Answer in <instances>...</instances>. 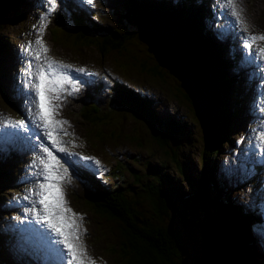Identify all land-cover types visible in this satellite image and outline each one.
Segmentation results:
<instances>
[{"label":"trees","instance_id":"16d2710c","mask_svg":"<svg viewBox=\"0 0 264 264\" xmlns=\"http://www.w3.org/2000/svg\"><path fill=\"white\" fill-rule=\"evenodd\" d=\"M22 1L9 0V6L0 20L6 14L9 17L4 19L3 23L21 16ZM172 1L173 3L169 0H114L115 6L111 12L113 24L95 19L94 10L88 12L71 5L69 15L58 12L49 28L51 39L55 43L66 42L73 58H79V49L85 46H91L99 55H120L125 50L124 45L128 44L133 51L143 52L139 66L145 67L160 78L165 73L156 69V65L163 66L169 72L170 69L158 62L149 43L141 37L142 29L138 28L134 17L152 12L164 14L172 26L183 30L195 40L203 57L207 85L217 97L213 125L207 137L204 135L201 118L197 116V120L201 122V134L195 139L200 141V151L198 161L192 162L182 145L184 138L188 139V123L194 122L195 119L161 116L153 110V101L138 96L139 93L134 88L113 79L108 110L125 111L133 119L143 123L148 128L150 138L160 146L163 154L169 155V161L177 165L181 183L177 186L176 177L162 171L164 166H161L160 162L152 165V170L156 171L154 175L158 176L156 181L150 184L143 182L131 192L125 190L121 182L123 177L114 176L117 180L107 184L99 176L83 168L82 178L92 195L89 207L97 215L110 219L115 228L116 241L110 242L104 249L115 255L116 264H174L176 260L180 262L181 253L186 247L183 240L196 236L199 254L194 256V259L197 264H264V261L260 263V258L255 255L257 246L253 240V227L256 226L260 231L261 229L256 225L260 220L254 214V208L248 209L241 201L231 199V194L223 189L221 180L216 176L219 148L229 141L234 123L239 120L241 122V119L237 118L241 110L238 98L240 95L235 83L237 77L227 74L229 64L223 54V47L205 30L201 22V10H204V7L197 4L202 0ZM148 20L149 18H143L141 23L147 22L148 25ZM135 23L137 26H134ZM135 28L140 30L137 35ZM1 35L0 63L5 64V73L0 71V98L3 99L7 96L4 79L5 75H8V59L12 56L7 41L11 42V39H5ZM135 36L143 42L152 56H145L143 47L133 45V42H136ZM14 37L17 35L14 34ZM176 77L181 84L182 79L177 75ZM199 84L200 82L196 88ZM85 94L88 98L85 100L83 95L77 111L82 121L87 124L88 132L93 131L99 141L104 135L102 126L114 123L99 109L100 105L93 99V95L88 91ZM188 95L192 96L187 90L181 94L184 100L188 99ZM8 100L10 103V97ZM9 160L14 161L13 158ZM5 167L6 164L0 162V177L3 176V179L0 178V199L2 190L6 188L5 184L12 181L13 176L12 173L7 177L9 169ZM8 167L12 165L8 164ZM118 171V166L114 165L110 173L115 175ZM144 204L153 205V208L148 210ZM4 208L5 210H2L0 206V220L8 216V207ZM252 220H255V223H252ZM7 236L6 233L0 235V251L11 247L6 242ZM2 253V264H18L7 256L6 251Z\"/></svg>","mask_w":264,"mask_h":264},{"label":"rangeland","instance_id":"374dc122","mask_svg":"<svg viewBox=\"0 0 264 264\" xmlns=\"http://www.w3.org/2000/svg\"><path fill=\"white\" fill-rule=\"evenodd\" d=\"M6 1L7 3L9 2V0ZM35 1L40 2V0H34V2L33 0H23L22 9H27L30 5H34V3L36 4ZM6 4L0 10V17L5 13L9 3L7 5ZM42 4L43 8L41 10V15H39L40 11L38 10L35 11L36 15H27L22 12L21 16H17L15 19L13 18V20L10 19L6 23H3V20L9 17V15L6 14V16L0 20V34H2L1 36H3V38L7 39L9 37L11 40L15 38V34L22 39L23 44L28 40V42L32 44L40 36L41 24H46L42 39L47 48L50 50L47 53L48 57H53L59 61L81 68H87L86 70L94 69V75L89 72L79 73L76 76L70 73L73 78H78L80 80L81 83L78 86L79 90L72 91L68 99L65 98L64 100L59 101L54 100L55 104L61 105L59 111L65 114L66 120L69 122V124L65 125L64 128H66L67 132L72 130L73 134L69 133L70 137L66 135L63 136L65 146L68 148L73 145L74 141L76 146L72 148V153H78L80 155L81 152L88 157H94L95 160H98V164L94 161H83L82 164L89 165V162L91 167L88 168L93 169V171L99 175L105 183L110 184L111 182L116 181L117 179L114 178V176L118 175L123 177L121 182L123 183L126 191L128 190L131 192L133 188L139 187L143 182L145 184L155 182L158 176L154 175V172L156 173V171L152 170V165L155 163L157 164L158 162H160L161 166H164L162 171H166L176 177L175 184L177 186L180 185V174L176 169L178 168L177 165H175L174 162H170L169 155L163 154L160 146H157L155 140L150 138L147 132L148 128L143 123L133 119L125 111L108 110L107 105L111 94L112 77L134 88L137 93H139L138 96H144L153 101V110L155 112H159L161 116H172L175 119L194 118V122L188 123V139L184 138L185 142L182 147L184 148V151L190 155L191 161L197 162L199 159L200 141L195 138H198L201 134V122L197 119L198 117H201L202 123L204 124L203 130L205 129L204 135L207 137L209 130L213 125V111L216 109L215 106H217V97L207 85L206 69L204 67L203 57L198 47L193 45V38L188 36L183 30L176 28L179 32L180 38H182V44L184 42L182 45V52H189L192 59L196 63V66H200L199 69H197L198 81H195L196 83L193 81L197 78L195 75H193L192 79L190 78V81L189 78L181 72V75L183 76V86H185L189 94L192 95H188V99L184 100L181 94H183L186 90L181 84H179L180 81L178 82L179 79L176 77V72L164 63L167 62L168 59L165 51L170 48H164L163 46L161 48V40L156 37L154 39V33H152V31L142 30L140 35L142 38H146V41L151 43V45H149L150 49H156L157 55L163 61L159 60L154 53L158 62L165 67H169L170 72L174 75L163 66L156 65V69L165 73L162 74L160 78H157V74H153L151 71L146 70L145 67H140L139 63L143 59V52L133 51L128 44L124 45L125 50L123 49L124 51L120 55H116L115 53L99 55L91 46H85L79 49L77 54L79 58L73 59L71 57L72 51L68 47L67 43H55L51 39L49 31V28L52 25V19L56 15L57 9L64 10L65 8L59 5L56 1L55 10L48 14V10L51 7L50 3H46L45 0H42ZM73 4L75 8H78L79 10L88 12L94 10L95 19L104 23L113 24V16L111 15V12L112 8L115 6L114 0H92L91 3L88 2V4H84V6H82L83 4H78L76 1H73ZM238 8L242 10V19L247 25V31L264 33V0H238ZM46 14H48L47 20H42V17ZM141 16L144 15H140L137 18ZM166 17L167 16L164 15L162 19L166 23L171 24L168 22L169 20H166L168 19V17ZM200 19L204 26H214L212 18H206L203 20L202 17H200ZM154 20H156V18ZM149 23L150 22L148 21V24ZM134 26H137L136 23ZM240 26L243 28V32H245L243 25L240 24ZM255 26H257V28ZM167 28L170 29L171 26ZM134 30L135 35H137V29L135 28ZM218 35L220 38L221 35ZM213 37L216 41L222 43L220 42V39L215 38V36ZM7 41L9 43L8 46L11 48L10 40ZM133 45L143 47L145 56H152L150 51L144 47L143 42H141L138 38H136V42H133ZM228 45V41L225 42L224 56L229 63H233V61L227 57ZM194 47H196V49H194ZM131 55L134 56V58ZM121 56H123L124 59ZM16 62L18 64V61ZM238 68L232 66L228 67L227 74H232L237 77V73L240 71ZM21 70L22 68L19 70V73H21ZM81 75H83L82 78H80ZM98 82L99 86L96 91L93 90V92L90 93L93 95V99L97 100L100 105L99 109L107 114L111 120L110 122L114 123V125L108 123L102 126L104 135L99 141L98 137L94 136L93 131L88 132L87 124L82 121L77 111L83 100L84 91L86 89H92ZM199 82V89H197L196 85ZM242 82V79L239 80L240 84ZM65 87L67 89H71V85H66ZM240 91L241 90L239 89L238 94L240 97L238 98L241 102L242 95ZM52 95H54V93H52ZM9 96L10 94L7 92V96L3 97V99L0 98V109L2 111L1 115H3V111L8 110ZM84 98L87 100L88 97L86 94H84ZM243 104H241V110L237 114V118L241 119V122L239 120L234 123V126L229 134V141L226 142V145L220 146L216 157L218 172L216 175L217 179L221 180L223 189L231 194L230 198L237 201H244L247 199L245 190L248 188L247 178L250 174L249 169L243 165L246 162L243 158L239 156L237 157L236 152L238 138L237 133L242 131L241 123L246 117L245 114L247 112L244 110L245 107ZM16 105L18 106V104ZM196 105L198 106L200 112L196 109ZM247 109L249 108L247 107ZM157 124H159V122H157ZM36 135L41 136L39 133H36ZM48 145H50L49 142ZM43 147V144H40L37 140H35L33 144V150L35 152L33 158L35 159L37 165H39V159L42 156H46V154L43 153ZM67 154L68 153L55 151V155L61 158L62 161L66 160ZM233 159L235 160L231 162ZM0 161L7 164L1 158ZM11 165L13 167L15 166L14 163H11ZM114 165L118 166L119 171L118 174L111 175L110 172ZM19 168L21 169L22 167ZM41 168L42 166L39 167L40 171ZM2 169H4V166H2ZM69 173L71 175V183L65 185L66 199L68 201V206L75 213L83 215L82 230L84 231V229H86V231L83 232L82 240L84 245H86L88 256H90L96 264H116L115 255L104 249L110 245V242L116 241V232L111 220L93 212V210L89 207L92 198L91 191L88 186L85 185V181L82 180L83 178H81L79 174L75 172L73 173L71 169H69ZM11 174L12 172L8 170L7 177L11 176ZM0 178L3 179V176ZM1 179L0 184L2 183ZM42 179L43 177L40 176V181ZM15 182L16 179L13 175L12 181L7 182L5 184L6 188L2 190L0 199V206L2 207V210H5L4 206H7L5 203L6 194L11 192V196H15L12 190ZM129 197L131 198V195H129ZM144 207L149 210L150 207L153 208V205L144 204ZM7 218L8 216L3 217L4 220ZM1 222L3 221L0 220V235L3 234ZM252 223H255V220H252ZM261 223L264 224V221ZM256 225H260V222H256ZM253 228H255V232H251L253 233L254 243L257 246V252L255 255L257 258H260L261 263L264 261V232L261 233L262 231L258 230L256 226ZM183 243H186V247L181 253L180 262L176 260L174 264H197L198 262L195 261L194 256H198L199 254L198 236L192 237L189 240H183ZM9 244L11 247L7 250H3L6 251L7 256L11 260H15L18 264H29V259H27V256H25L23 252L24 245L28 246L26 243L25 233H23L22 237L19 236L17 240L11 238ZM3 251H0V264H2L1 261L4 258L2 253Z\"/></svg>","mask_w":264,"mask_h":264},{"label":"snow or ice","instance_id":"6c2138e0","mask_svg":"<svg viewBox=\"0 0 264 264\" xmlns=\"http://www.w3.org/2000/svg\"><path fill=\"white\" fill-rule=\"evenodd\" d=\"M88 2L91 3L92 0H88ZM227 2L232 14L237 17L239 23L247 31V25L241 19L242 10L237 7L236 0H227ZM49 3L51 7L48 14L55 10L56 0H49ZM48 14L43 16L42 20L46 21ZM45 27L46 24H41L40 36L35 41V44L39 47L34 50L35 59H43L44 65L39 66L35 82L29 85V88H34L35 91H29L27 96L33 119L39 127L45 130L44 138L50 143L51 147H43V153L46 156H42L39 159V165H37V167L42 166L38 175L42 176L43 179L28 191L24 199L32 200V197H36L35 200H32L30 211L35 214L37 220L41 221L42 226L49 230L47 234L49 244H52L54 234L56 242L52 246L55 251L61 254L64 264H96L88 256L86 245L82 240L83 215L75 213L68 206L66 199L65 185L71 183L69 168L53 151L55 149L57 152L79 156L78 153H70L65 146L63 136L70 134L64 126L68 125L69 122L56 119L61 105L54 104L53 101L64 98L62 94L68 91L66 85H71L72 91L79 90L78 86L81 82L78 78H73L70 71L86 73L87 70L85 68H75L74 65L57 61L46 55L50 50L42 39ZM247 40L248 47L251 48L256 41H264V34L249 36ZM29 50H32L31 45H29ZM42 53L45 55L42 56ZM259 53L264 55V48L259 49ZM29 68H31V64H29ZM29 75H31V72H29ZM14 126L24 128L26 126L25 121H16ZM262 138H264V135H262ZM73 146H76L74 141ZM81 159L83 161H94L96 164L99 163L94 157L83 156ZM82 166L91 167V165Z\"/></svg>","mask_w":264,"mask_h":264},{"label":"bare ground","instance_id":"6f19581e","mask_svg":"<svg viewBox=\"0 0 264 264\" xmlns=\"http://www.w3.org/2000/svg\"><path fill=\"white\" fill-rule=\"evenodd\" d=\"M6 3H7L6 0H0V10ZM6 10H7V8H6ZM163 17H164V15H160L159 13L152 12V13H149L147 15L141 16L139 18H137L135 16L134 21H136L138 23V26H139L138 28H140V30L142 29V30L152 31V33H154L153 38L155 39V37H156V38L161 40V43H160L161 48H162V46L164 48H170V49H167L165 51L167 54V57H168V59H167L168 63L167 62H164V63L167 66H169L170 68H172L176 72V74L182 79V82H181L182 86H183V76L181 75V72H182V74H185L189 78L190 81L193 78V75H195L197 78H196V80H193V81L194 82L198 81V70L197 69H199L200 66H196V63L192 59L189 52L188 53L182 52V45L184 44V42L182 44V38H180L179 32L176 30V28L174 26L166 23L162 19ZM143 18H149L148 21L150 23L148 25H146V22H145V24L141 23ZM155 18H156V20H154ZM166 20L168 21V19H166ZM169 26H171L170 29L167 28ZM138 28H137V31H140ZM190 40H192V39H190ZM147 42L149 43V45H151V43L149 41H147ZM193 45H195L197 47L194 39H193ZM196 47H194V49H196ZM154 50L153 51L155 52L156 56L159 58V60H161L160 57L157 55L155 48H154ZM187 82H188V80H187ZM183 87L185 88V86H183ZM185 89L187 90V88H185ZM197 109H198V106H197ZM198 111L200 112L199 109H198ZM203 128H204V124H203ZM204 131H205V129H204ZM6 234H8V233H6ZM10 236H11V238H13V236L11 234H10ZM10 236L8 234L7 241H6L8 244H9V241L11 239Z\"/></svg>","mask_w":264,"mask_h":264},{"label":"water","instance_id":"95a60500","mask_svg":"<svg viewBox=\"0 0 264 264\" xmlns=\"http://www.w3.org/2000/svg\"><path fill=\"white\" fill-rule=\"evenodd\" d=\"M8 6H9V4H8ZM8 6H7V7H8Z\"/></svg>","mask_w":264,"mask_h":264}]
</instances>
